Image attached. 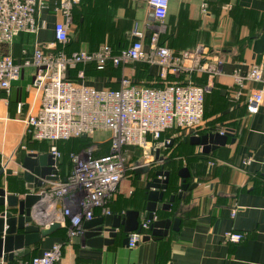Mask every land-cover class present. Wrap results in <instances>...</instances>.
<instances>
[{
    "label": "crops",
    "instance_id": "1",
    "mask_svg": "<svg viewBox=\"0 0 264 264\" xmlns=\"http://www.w3.org/2000/svg\"><path fill=\"white\" fill-rule=\"evenodd\" d=\"M38 1V33L20 34L12 45L0 43V60L10 56L19 63L38 46L48 52L58 47L54 26L66 21L59 10L60 0ZM135 28L142 32L148 52L152 37L157 34L159 45L171 49L183 72L162 78L158 65L143 61L119 67L108 62L104 71L97 72V63L91 62L82 65L85 70H70L68 78L100 90L119 89L123 78L148 87L187 82L204 85L208 88L204 119L209 129L218 132L206 130L196 136L224 130H232L234 136L229 137L225 147L205 153L202 148L189 145L192 133L171 130L162 135L160 143L149 139L153 143L146 150H130L129 162L135 169L120 183L109 210L113 215L140 212L139 222L144 223L146 185L163 167L171 176L164 201L158 204L160 218L156 220H180L178 231L171 227L167 237L141 241L135 248L124 245L126 235L122 229L114 243L103 248L88 246L83 236L70 239L67 234V240L62 231H57L32 246V252L25 257L30 260L61 244L60 264H264V102L256 114L249 113L248 99L260 83L245 80L240 86L236 81L237 76L246 77L255 65L263 67L264 75V0H170L163 22L155 19L148 0H76L66 55L97 52L105 45L116 53L131 45ZM218 61L222 62L218 73L205 69ZM80 71H86L83 80L78 78ZM35 75V68H24L10 94L0 90V164L13 170L12 175L0 177V188L20 198L30 193L23 177V159L28 154L50 153L28 134L26 120L39 110L41 103L40 94L33 87ZM94 136L100 140L107 136L110 140L106 132ZM167 140L169 144L159 145ZM155 144L158 145L154 147ZM203 154H210L208 161L196 157ZM247 160L250 163L244 164ZM145 166L150 172L139 174ZM183 168L193 173L187 183L198 186L178 199L182 185L178 174ZM63 173L58 168L57 182L64 181ZM57 182L48 184V188ZM172 195L176 196V206L163 210ZM45 202L48 206L40 219L44 225L50 222L53 212L62 210L59 201ZM8 210L17 212L0 206V215ZM105 217L96 213V218ZM228 232L244 234L245 239L239 244L226 243L224 235Z\"/></svg>",
    "mask_w": 264,
    "mask_h": 264
},
{
    "label": "built area",
    "instance_id": "2",
    "mask_svg": "<svg viewBox=\"0 0 264 264\" xmlns=\"http://www.w3.org/2000/svg\"><path fill=\"white\" fill-rule=\"evenodd\" d=\"M75 2L60 0L59 10L66 21L57 22L54 26L55 45L69 43L71 12ZM148 3L155 19L163 22L168 15L170 0H148ZM39 5L38 0H0V43L12 45L23 33L36 35L39 29ZM205 9L206 5L203 6ZM132 34L134 41L118 55L108 45L97 52L80 51L71 56L46 53L38 46L31 58L22 63H16L10 56L0 60V90L7 94H10L12 84L20 80L24 68L36 69L33 87L40 94L41 103L39 110L26 120L28 134L33 140L58 142L91 137L99 132L110 134L108 155L95 158L92 149L72 154L71 174L44 193L45 201H59L62 204V210L53 212L46 225L59 222L68 229L70 239L84 235L83 224L96 218L97 211L102 216L112 215L109 203L116 197L120 183L129 171L126 147L135 146L146 150L149 144L171 130L197 135L204 120L208 88L201 84L173 83L159 89L137 85L130 78H123L119 89L100 90L68 78L70 70L91 62L103 69L108 62L119 67L143 61L158 65L162 78H166L169 73L183 72L171 49L159 45L157 34L152 37L149 52L145 49L142 32L135 28ZM221 65L222 62L218 61L205 69L216 74ZM78 78L83 80L84 72L80 71ZM245 80L260 83L259 89L247 102L249 113L256 114L264 102L263 67L255 65L246 77H236L240 86ZM149 137L153 142H150ZM169 143L170 140H167L159 145ZM50 153L55 159L60 160L62 157L56 146L50 148ZM249 163L250 160L244 162ZM42 216L40 212L38 222L45 226L40 220ZM149 226V221L144 222L142 230L149 229ZM143 236L142 232L130 233L128 247L135 248ZM244 239L241 233L228 232L224 235L226 243L239 244ZM62 247L61 244H55L30 261L0 260V264H60Z\"/></svg>",
    "mask_w": 264,
    "mask_h": 264
},
{
    "label": "water",
    "instance_id": "3",
    "mask_svg": "<svg viewBox=\"0 0 264 264\" xmlns=\"http://www.w3.org/2000/svg\"><path fill=\"white\" fill-rule=\"evenodd\" d=\"M232 130L222 133H212L203 136H192L190 143L202 148L205 153L215 151L220 147H225L229 137L233 136ZM187 141V138L185 139ZM235 140H232L234 143ZM173 142H171V145ZM159 150L156 151V160H159ZM60 161L55 159L51 153L42 155L28 154L23 159L21 167L24 169L23 177L30 193L24 194L22 198L16 195L7 194L6 190L0 188V206L13 208L17 212L10 210L0 215V260L13 262L17 258H24L32 252L31 247L41 242L43 238L61 229L59 222H53L42 226L38 222L39 213L47 209L48 204L44 203V193L48 184L59 181L58 167ZM150 168L145 166L138 171L139 174L149 173ZM13 170L0 164V177L3 175H12ZM179 177L182 179L181 190L178 199H181L187 191L197 188L198 184H188L187 181L193 176L188 168L179 171ZM154 178L147 185L148 203L143 215L144 221L151 223L149 230L151 235H144L142 241L160 240L167 237L171 227L174 231L179 230L180 220H161L155 219L158 204L164 201L165 192L169 188L170 172L165 171L163 167L155 172ZM43 190V191H42ZM36 191V192H34ZM42 191V192H41ZM176 196L172 195L168 202L162 206L163 210L169 211ZM51 203V202H49ZM140 212L128 211L124 215H108L105 218H94L83 224V237L86 244L95 248H103L114 243L118 232L122 229L126 235L124 245L128 246L129 234L132 232H142V224L139 219Z\"/></svg>",
    "mask_w": 264,
    "mask_h": 264
},
{
    "label": "trees",
    "instance_id": "4",
    "mask_svg": "<svg viewBox=\"0 0 264 264\" xmlns=\"http://www.w3.org/2000/svg\"><path fill=\"white\" fill-rule=\"evenodd\" d=\"M69 44V43H68ZM68 44H66V45H62V44H58V46H60L59 48L57 47L56 49H55V51L54 52H48L46 49H44V51L46 52V53H54V54H59V53H65L66 54V51H67V46H68ZM111 47V46H110ZM112 48V47H111ZM124 49H126L125 47L124 48H122V49H119L118 51H116V53H115V51H114V49L112 48V50H113V53H115V55H118V54H120V52L122 51V50H124ZM118 52V53H117ZM33 55V53L31 54V55H26V56H24L23 58H22V60H21V62H19V63H22L24 60H26V59H28V58H31V56ZM15 62H16V60H15ZM16 63H18V62H16ZM112 64V63H111ZM107 65V64H106ZM106 65L104 66V68L103 69H99L98 68V65L96 64V67H95V69H96V71L97 72H102V71H104L105 70V68H106ZM113 65V64H112ZM114 66V65H113ZM77 70V72L81 69V70H85L84 68H83V66L82 65H80V66H78L77 68H76ZM85 73H86V71H84ZM152 87H154V88H164V87H156V86H152ZM112 89H114V88H112ZM115 89H118V88H115ZM206 95H207V93H206ZM206 95H205V98H206ZM205 117V116H204ZM207 130H209V131H212L213 130V128H208ZM206 130H204V131H197V134H203L204 132H205ZM227 130H224V131H222V132H226ZM213 132H218V131H216V130H213ZM234 136V135H233ZM91 138H89V137H80V138H73V139H70V140H68V141H58V142H49V141H35V142H37V143H39V144H41V145H43V146H45V148H47L48 150H50V148L52 147V146H56L57 147V149L59 150V152L61 153V159L59 160L60 161V165H59V167L58 168H60V170H61V173H65V177L67 178L70 174H71V172H72V170H73V163H72V159H71V155L72 154H76V153H79V152H81L82 150H88V148H81V147H79L78 149H77V147H78V143H77V141H81V142H83V143H85V141H89ZM149 139H152L151 137H149ZM163 139V136H161L160 138H159V140H157V141H155V143H160L161 142V140ZM179 139H183V137H179ZM72 142V141H74V142H76L77 143V146L75 147V149H72L71 150V152L69 153V155H68V161L65 163V164H67L68 162V166L67 165H65V168H63V162H64V159H63V154H62V150L60 149L61 147H60V143H68V142ZM90 142V141H89ZM190 146H192V148H193V146L194 145H192L191 143L189 144ZM83 146V145H82ZM108 146H109V151L108 152H106V153H101V154H98L97 153V149H93V157H95V158H99V157H102V156H106V155H108L109 154V152H110V147H111V142H110V140L108 141ZM91 147V146H90ZM133 149H137V147H135V146H128V147H126L125 148V155H126V157L128 158L129 156H130V150H133ZM142 151V148L140 149V151L139 152H141ZM209 156H210V154H203V155H196V157H198V158H201L202 160H204V161H208L209 160ZM151 172H152V169H151ZM63 173V174H64ZM199 173V172H198ZM198 173H196L195 172V175H197ZM65 178V179H66ZM65 179H64V181H65ZM168 191V190H167ZM170 192H168V194H169ZM113 201V200H112ZM111 201V202H112ZM111 202L109 203V206H110V204H111ZM174 206H176V203L174 202L173 203V205H172V210H173V207ZM97 212H99V211H97ZM96 212V213H97ZM155 217L158 219V218H160V212H156L155 213ZM146 222H148V220L146 221ZM152 223V222H151ZM150 223V224H151ZM60 231H62V233L64 234V236H66V239L68 240V238H67V234H68V229L67 228H64V229H60V230H58V232H60ZM142 233L145 235V234H147V233H150V230L149 229H147V230H142ZM120 235H122V234H120ZM31 259H33V258H31ZM30 259V260H31ZM29 259H28V257H24V258H22V259H20V260H14L13 262H18V261H30Z\"/></svg>",
    "mask_w": 264,
    "mask_h": 264
},
{
    "label": "rangeland",
    "instance_id": "5",
    "mask_svg": "<svg viewBox=\"0 0 264 264\" xmlns=\"http://www.w3.org/2000/svg\"><path fill=\"white\" fill-rule=\"evenodd\" d=\"M60 46H58V48H59ZM216 127V126H215ZM208 129V125H207V123H206V121H205V119L203 120V122H202V124L200 125V128H199V130L198 131H204V130H207ZM89 138H91L89 141H85V143H83V142H81V141H77V143H78V147H77V149L79 148V147H81V148H88V149H97V153L98 154H101V153H106V152H108L109 151V146H108V137L106 136V138H104V139H97L96 138V136H91V137H89ZM97 140H100V141H97ZM77 143L76 142H74V141H70V142H68V143H60L59 145H60V149L62 150L61 152H62V154H63V159H64V166H63V168H65V165H67L68 166V163L67 164H65L67 161H68V155H69V153L71 152V150L72 149H75V147L77 146ZM83 145V146H82ZM91 146V147H90ZM83 151V150H82ZM81 151V152H82ZM131 158H127V166H128V168H129V171H128V173L130 172V171H132V170H134V167L135 166H133V164L131 163V162H129V161H131L130 160ZM62 256H63V247H62Z\"/></svg>",
    "mask_w": 264,
    "mask_h": 264
}]
</instances>
